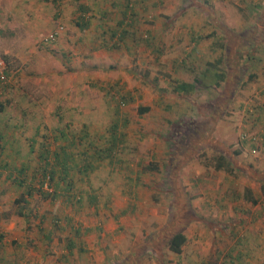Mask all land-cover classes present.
<instances>
[{
    "label": "rangeland",
    "instance_id": "1",
    "mask_svg": "<svg viewBox=\"0 0 264 264\" xmlns=\"http://www.w3.org/2000/svg\"><path fill=\"white\" fill-rule=\"evenodd\" d=\"M131 2L145 13V27L126 39L135 50L120 63L146 89V100L122 102L132 90L113 81L109 40L95 37L90 48L92 34L71 22L77 1L0 0V264H71L72 256L57 259L66 236L55 209L64 198L54 182L40 181L36 155L59 125H83L88 137L74 149L80 158L113 121L124 135L109 155L126 164L83 171L92 187L106 176L100 185L115 192L77 216L92 227L102 219L119 224L118 236L97 253L80 254L84 264H97L96 255L98 264H264V0ZM58 23L61 34L44 42ZM140 49L148 53L138 55ZM220 71L225 76L215 87ZM194 78L191 96L171 92V80ZM178 119L186 141L169 151L165 136ZM217 151L234 173L213 168ZM21 165L26 177L19 186L12 180ZM86 187L75 181L69 209L86 204ZM246 193L258 201L250 203ZM19 198L25 203L14 202ZM124 208L115 223L112 213ZM49 226L55 232L43 238ZM176 231L185 235L179 254L167 246ZM95 235L93 229L88 236L91 249Z\"/></svg>",
    "mask_w": 264,
    "mask_h": 264
},
{
    "label": "crops",
    "instance_id": "2",
    "mask_svg": "<svg viewBox=\"0 0 264 264\" xmlns=\"http://www.w3.org/2000/svg\"><path fill=\"white\" fill-rule=\"evenodd\" d=\"M77 2H79V4H83L85 5L87 8H89L91 10V12L93 13L94 17L91 20V23L89 25V27L85 30L89 32V35L92 34V43L89 44L90 48L95 49L96 45L92 46V44H94V38H99L102 37L104 38V40L107 38L108 35V30L110 31L112 28H114L117 23L120 22L121 19V14H122V9H123V5L126 3V0H77ZM144 4H146L144 2ZM134 12L139 15L138 18L136 16V20L138 19V21L136 23H134V28L137 29V31H140L143 29L144 24L142 25L140 22V15L144 17L145 20V13L144 14H140V12L136 11L137 7L135 5V7H133ZM135 14V15H136ZM135 30V29H134ZM103 40V46H106V44L104 43ZM127 40L132 41V39L130 37L127 38ZM87 42H85L84 44H86ZM99 46V44H98ZM101 46V45H100ZM102 46V47H103ZM133 47H135L134 43H126L125 45H120L117 47H113V46H106V51L108 52V50L115 55L114 56V61L115 62V72L113 74V81H117L118 84L120 85V83H122V85H128L130 86V89L132 91H130L127 95L126 98L123 99L124 102H127L132 100V101H142L144 98L146 100V94L144 92H146V89H142V87L137 83H135L130 75H128V73H130V68H126V67H122L123 63L121 64L120 62V58L121 55H124L125 52H133L134 50L132 49ZM141 51V52H140ZM139 53H137L138 55H145L148 53V50L145 49H140ZM139 64H144L142 63V61H139ZM133 73V72H132ZM109 76V75H108ZM112 81V82H113ZM185 81V80H184ZM108 82V81H107ZM80 84V81H79ZM93 85L95 84V81H93L92 83ZM104 83H100L98 85L102 86ZM83 87V85L81 86ZM157 91V90H156ZM159 92V90H158ZM157 92V94H159ZM124 94V93H121ZM128 97V98H127ZM158 97V95H157ZM114 123H116L115 121H113L109 126H107L105 129L100 130V132L96 135L95 138H93L96 142H95V147H92V150H89V148L84 147L81 150V157L78 158V156L76 154H74V148L69 147L70 144L69 143V139H64V141H62V139H57L54 135V137L51 139L50 141V146H52L51 144L54 142V144H56V146H59L61 144L66 143L65 146V152L69 155L68 159H67V165L69 168V176L67 181H69L70 183H72V185H74L76 180L82 181L84 183H86L87 185V189H84V193L86 194V199L88 200L86 202L85 205H81V203H78L77 206H75V209L71 210L66 206V203H69L70 200V196L67 192V189L62 185L61 180L59 179V176L56 174V176L53 178V182L55 185V190L54 193L56 195L59 194V197L64 198V206L61 208H56L55 212L57 213V215H62V219L64 221L62 227H60L61 232H63V234L66 236V241L65 243L63 242V245H60V249H64L61 250L60 255H58L56 258L58 259V261H60L61 259H65L67 256H72V260H70L71 264H75L74 261L80 260L81 264H84V260L82 258L81 255H83V253H88V249L93 251L94 253L97 251V249H100V247H104V245L107 243V241L113 242L114 239H116L115 237L118 236L117 235V230L119 226V224L117 225H112L110 223V221H103V219L101 220V222H97L95 225H87L83 222H81V217L79 218L77 215H81V213H87L90 212L89 208L90 206H93L96 208L97 206V201L100 199L101 194L103 197L109 198L112 197L113 198V193L115 191H112L108 186H112V188H114V185L108 184L107 187H102L100 188V182H104V178L106 176L100 177V181H98V186H96V188L92 187V185L90 184L91 180L88 179L90 178L88 175L83 174V171H94L95 169H97V167H99V165H102V163L107 164L108 166H122L126 164V160L123 159V157H111L110 155H107V146L108 144H106V142H108L107 140L111 141V138H115V136L118 135V137L120 135H124V133H122L123 129L120 128L119 126L117 127L116 125H114ZM122 124V123H121ZM115 127H117V130H115ZM123 127V125H122ZM125 127V126H124ZM76 131H79V134H84L85 132L88 134L89 131V127H86L81 125L80 128H76ZM117 133L115 135V133ZM100 137V138H99ZM102 140H104L103 142H101ZM49 146V147H50ZM58 149V147L56 148ZM72 152V153H71ZM122 158V159H120ZM71 159V162H70ZM89 162V163H88ZM87 165V168L86 166ZM76 166V167H75ZM128 175L122 176V179L125 182H130L133 181V179L131 177H127ZM131 184H127L128 187H130ZM59 186H63L62 187V192L60 195V191L56 190ZM126 188V187H125ZM66 189V190H65ZM127 189V188H126ZM81 192V190H79ZM79 192V195L81 196ZM107 192V193H106ZM102 197V198H103ZM79 200V199H78ZM77 200V201H78ZM80 202V201H79ZM62 205V203H61ZM77 209H82L83 212H77ZM123 213H125V208L124 211L120 210V212L118 211L117 213L113 212L112 213V218L115 219V223L118 221L119 222V216L123 215ZM74 219V220H73ZM75 219H77L78 221H75ZM112 222V221H111ZM96 230L98 231V235H95V239H96V244L97 246L94 249H91V247L93 246V244H89L88 241V236L90 235V231L92 230ZM55 231H53V229L49 226L48 229H46V231L42 232L41 236L43 238H50V236L52 235V233H54ZM97 236H100V240H103L104 243L102 242H98L99 238ZM114 238V239H113ZM91 246V247H89ZM63 252V253H62ZM65 252V253H64ZM90 252V251H89ZM97 253V252H96ZM81 254V255H80ZM56 259V260H57ZM95 262L97 260V264L100 262V257L98 255H96V259H93ZM92 261V260H91ZM90 261V262H91ZM93 264V261L91 262ZM101 263V262H100Z\"/></svg>",
    "mask_w": 264,
    "mask_h": 264
},
{
    "label": "trees",
    "instance_id": "3",
    "mask_svg": "<svg viewBox=\"0 0 264 264\" xmlns=\"http://www.w3.org/2000/svg\"><path fill=\"white\" fill-rule=\"evenodd\" d=\"M74 1L76 2L77 0H74ZM132 4L133 3L131 2V0H126V3L123 5L120 22L117 23V25L114 28H112L110 31L108 30V35H107L106 39L109 40L110 46L118 47L120 45L121 46L125 45L126 39L128 37L132 38V35H133L132 32L135 29L134 23H136L138 21V19L136 20V16H135L136 13L134 12ZM76 8H77V14L75 17H73V19H71V22L79 30H86L89 27L91 20L94 17V15L89 8H87L83 4L80 5L79 2H77ZM56 14H58V13H56ZM63 28H64L63 25L60 23L55 25L54 29L60 30L58 35L56 36V38L61 34ZM145 35L147 37V34H145ZM114 37L117 38V41L112 42ZM146 37H144V38H146ZM224 76H225L224 71H220V73L217 75V77H218L217 80H215L213 82V86H215V87L219 86L218 84H219V82H221L224 79ZM196 80H197V78H194V80H192L191 82L184 81V80H171L172 83H171L170 90L174 95L189 97V96H191V93L195 90ZM122 102H124V101H122ZM145 110H146V107L138 108V111H145ZM180 121L182 122L184 120L178 119V120L174 121L173 124L168 129L169 132L167 133V136H165L166 141L169 144V148H168L169 151H170V149H172V146L178 145L179 142H181V144H183V142L186 141L187 136H182L181 135L182 131L178 130V127L182 126V124H183V123H180ZM114 125L117 126L116 123H114ZM117 127H115L116 131H118ZM57 128H58L57 131H55V130L53 131V133H54L53 136L55 135V137L57 139H62V141H64V139L68 138L70 144H67V145H70L69 147L74 148V149L78 148L79 144L82 143L83 139L88 137V134L86 132L84 134H79V131H76V129L67 128L66 124L61 125V126L59 125V127H57ZM116 134L117 133H115V135ZM119 137L117 135V136H115V138L114 137L111 138V141L107 140L108 141V142H106V144H108V146L106 148L107 153H108L107 155H109V153L113 152V147L115 146L117 139ZM65 146H66V143L57 146L58 149H53V150L51 149V151H50L49 146L43 145L41 150L36 155L38 160L42 161L43 165L40 167L39 170H35V171L37 172L38 177H40L41 182L44 179H47L50 182L51 181L53 182V178L57 174L59 176V179L61 180L62 185L67 189V192H70L69 189L72 187V183L67 181L68 176H69V168L70 167L66 166L67 165V159H68L69 155L65 152ZM1 148H3V147L0 145V149ZM235 153H238V152L235 151ZM49 154L52 155L51 160L48 158ZM212 159H213V168L215 170L221 169V170L228 172L230 174L234 173V170H235L234 166H232L231 162L228 161L224 157L223 153H219L217 151V154L214 157H212ZM70 162H71V159H70ZM1 166H3V165H1ZM85 166L87 168V165H85ZM24 170H25V167L22 165L20 167H18L17 169H15V173L17 174V176L13 177V180H12L13 183H16L19 186L21 185V183L24 180V177H26ZM30 188L31 187H28L27 190H30ZM248 192H250V191H248V189H247V193ZM27 193L29 195V192H27ZM72 197L76 198V195H72ZM245 197H246L245 199L248 200L252 204H254L258 201L256 199V197H254L253 195L247 194ZM14 202L15 203H19V202L25 203V199L22 198V201H20V198L15 199ZM19 212L20 211H18V213ZM184 241H185V235L181 231L173 232L170 235L168 242H167L168 249L170 251L176 253V254H179L181 252V248H182Z\"/></svg>",
    "mask_w": 264,
    "mask_h": 264
},
{
    "label": "built area",
    "instance_id": "4",
    "mask_svg": "<svg viewBox=\"0 0 264 264\" xmlns=\"http://www.w3.org/2000/svg\"><path fill=\"white\" fill-rule=\"evenodd\" d=\"M59 31H60L59 29H54V30L48 32L46 35H44L43 41L44 42L54 41L56 39V36L58 35ZM142 36L143 37H146L145 34H143ZM115 41H117V38L116 37L113 38L112 42H115Z\"/></svg>",
    "mask_w": 264,
    "mask_h": 264
}]
</instances>
